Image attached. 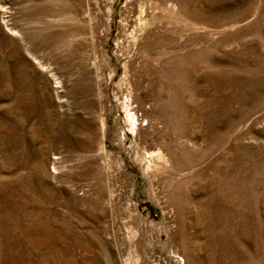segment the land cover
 <instances>
[{"label":"rangeland","instance_id":"rangeland-1","mask_svg":"<svg viewBox=\"0 0 264 264\" xmlns=\"http://www.w3.org/2000/svg\"><path fill=\"white\" fill-rule=\"evenodd\" d=\"M0 264H264V0H0Z\"/></svg>","mask_w":264,"mask_h":264}]
</instances>
